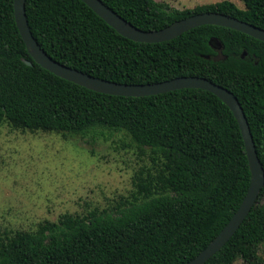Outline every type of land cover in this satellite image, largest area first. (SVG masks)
<instances>
[{
    "label": "trees",
    "instance_id": "16d2710c",
    "mask_svg": "<svg viewBox=\"0 0 264 264\" xmlns=\"http://www.w3.org/2000/svg\"><path fill=\"white\" fill-rule=\"evenodd\" d=\"M143 31L199 13H220L264 30V0L178 10L154 0H100ZM29 30L53 60L120 84L197 76L237 98L264 168V42L204 25L149 44L120 36L81 0H25ZM210 40L222 45L214 50ZM245 52V55H243ZM205 57H209L208 59ZM23 60L32 62L26 66ZM60 136L122 132L148 148L128 197L84 215L64 213L34 231L0 234V264H187L240 206L251 173L231 110L215 95L181 89L154 96L100 94L67 82L29 56L13 0H0V128ZM264 186L237 232L204 264H264Z\"/></svg>",
    "mask_w": 264,
    "mask_h": 264
},
{
    "label": "rangeland",
    "instance_id": "374dc122",
    "mask_svg": "<svg viewBox=\"0 0 264 264\" xmlns=\"http://www.w3.org/2000/svg\"><path fill=\"white\" fill-rule=\"evenodd\" d=\"M178 10L224 0H154ZM243 9L241 0H227ZM151 166L148 148L122 132L97 136L0 128V234L34 231L61 214L84 215L115 205ZM258 255L264 259V244ZM233 264H246L238 258Z\"/></svg>",
    "mask_w": 264,
    "mask_h": 264
},
{
    "label": "water",
    "instance_id": "95a60500",
    "mask_svg": "<svg viewBox=\"0 0 264 264\" xmlns=\"http://www.w3.org/2000/svg\"><path fill=\"white\" fill-rule=\"evenodd\" d=\"M81 1L103 19L120 36L133 42L149 44L167 42L191 29L204 25L229 28L264 42L263 29L220 13H199L175 21L171 25L157 31H143L128 23L109 7L104 5L100 0ZM13 11L17 29L32 61L41 68L67 82L100 94L123 97H146L181 89H200L215 95L231 110L238 123L243 138L251 173V180L245 197L228 223L207 245V247L187 264H204L207 262L212 256L220 251L237 232L240 225L246 219L250 210L256 203L261 189L264 186V168L257 156L249 125L237 98L229 90L216 85L205 78L197 76L178 77L154 84L131 85L110 82L85 74L81 71L60 64L41 49L29 30L25 13V0H13ZM209 44L217 51H220L223 48L220 42L216 40H210ZM244 55L245 52H243L242 56ZM205 58L208 59L209 57ZM23 62L26 66H33L32 62L28 60H23Z\"/></svg>",
    "mask_w": 264,
    "mask_h": 264
}]
</instances>
